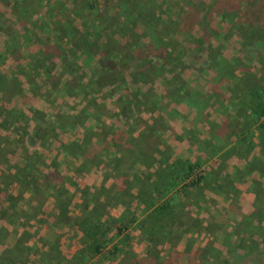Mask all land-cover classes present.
Here are the masks:
<instances>
[{"label":"rangeland","instance_id":"1","mask_svg":"<svg viewBox=\"0 0 264 264\" xmlns=\"http://www.w3.org/2000/svg\"><path fill=\"white\" fill-rule=\"evenodd\" d=\"M178 1L182 7L187 8L188 4L191 3L202 10L200 11L201 15L199 19L200 21L203 20L202 22L204 23L206 22L208 29L214 34L211 39L212 44L220 47L225 60L229 62L228 67H236L234 73L239 77L238 79H240V87L247 88L246 91L250 88L257 89L259 92L263 93L262 97L264 99V55L260 57L259 53L251 55L245 52L248 50L249 46L244 45L246 42L239 36L238 31L233 24H231V20L227 18L228 13H225L224 16H220L216 12H210L212 8L211 0ZM122 2L121 0H96L97 7L95 6L93 11L98 15L97 20L99 21L102 18L105 19L108 15L110 16V22L113 21L114 18H116L113 15L116 10L119 12L125 11L121 6ZM40 13V17L44 18L41 23H47L43 30H39L31 25H27V28H24L12 15L11 6L0 2V74H15L23 89V94L13 96L10 102H6L2 98V95H0L1 108L10 109V107H13L19 111L18 115L16 114L17 119H12L11 117L2 119V116H0V147H4L2 150L3 152H1L3 155L0 153V160L7 157L9 164L13 165L15 163H24L22 158L23 155H29L31 160H35L36 156H38L42 159V162L47 165H41L42 169L49 170L54 158H56L59 174L65 175L71 180L66 181L65 184L55 183L56 189L64 186L70 198H72L70 207L71 214L70 217H68V221H70L71 224L77 223L79 219H77L78 216H76L75 213L81 210L83 203L93 200L98 202L97 204L93 203L89 211L93 216L103 219V223L108 225L111 219L106 217V211L111 208V205L117 204L120 197L128 200V205L126 204L125 207V209L128 210L126 212L129 215L133 212L134 215V212L137 211L133 209L134 203L138 201L144 203L145 206L150 205L149 196L150 194L155 195V197L159 195L155 194L159 192V185H150L148 192L144 190L146 193H143V190L140 189V192L136 190L135 192L132 191L133 193L131 194L126 193L124 197V191H116L114 186L107 183V180H111L108 167L107 169H103L101 166H92L88 171L92 170L93 176L98 175L100 177L103 175L102 184L100 187L94 185L84 186V179L88 171L79 173V175L74 173L75 168L80 163V156L77 155L76 157L74 155L72 156V154L66 155L63 153L57 155V151L60 150L61 144H67L76 140L80 141L85 133L87 138H90L91 143L101 144V141L93 136L92 131L101 132L103 137L106 134L108 138L111 137V132H117L118 129L122 131L131 129L135 134L138 130L136 118L147 120V122L154 124L156 118L161 117L164 120L163 123L161 122L162 131H160L162 143L159 144L158 150L154 152V157L161 161V166L166 165L174 167L175 160L184 159L185 161L188 160L192 162L194 165L195 168H193L194 170L192 172H206L208 175L207 182H209V184H214L216 180L220 179L221 182L219 184L227 188L224 193L228 196L226 199L236 201L233 207L234 209H227V213L222 215V220L228 222L235 219V216L239 217L240 212H238V208L241 204L244 209L248 208L247 202L240 199V191L235 193L234 190H232V186L234 184L236 185L239 181L241 182L244 177L242 178L239 175H235L231 171L232 169L230 166L234 162L232 160H239V158H235V156L241 158L251 157L253 159L251 165L256 164L264 173V116L258 123L249 128L250 132L248 137L243 141L242 139L236 141L235 136L233 137L231 134L233 130H229L228 128L224 130L219 127L214 129L219 132V135L215 137H210L209 134L206 133L209 125H214L226 118L224 114L229 108L225 105L227 100H224V95L230 96L231 92L229 91L236 90L232 89V80L225 69V71H216L206 61V49L202 48L198 51L196 59L193 55H189L181 57L180 61L177 62L173 60H170V62H163L161 74L158 70H155V68L150 70L149 62L141 64L134 61V63H132L126 58L124 61L114 64L116 65L115 69L111 71L107 69L104 70L101 67L102 64L107 63L108 65H113V60L109 58L111 57V52H120L127 56L128 51L124 49L125 47L127 48V45L126 43L124 44V42L130 41L128 35L123 36L118 33L117 30L112 32L110 31L111 29L106 28L102 31L101 36L96 38V40L94 39L93 46L88 48L89 51H84L80 47L79 40L74 41L76 48H74V52L72 53L67 48L68 42L65 40L59 42V38H63L66 34L73 31L78 34L82 33L86 27L82 22L76 20L72 1L62 0L55 3V0H45L44 9L41 10ZM120 15V20L127 21L128 23L131 22L130 26L132 29L138 31V33L135 31L136 33H134V36L142 32L140 29L143 25L136 24V20L134 19L129 22V19L125 18L122 14ZM231 17L233 18L234 16ZM96 23H94L91 18L90 22L85 25L94 27L93 25ZM191 34L194 36L195 31ZM76 35L77 34H75L74 37ZM146 39L147 38L144 39L142 37L143 42L141 46L144 47V43L147 42ZM179 39L184 46L190 48L191 54L196 53V50L192 49L194 43L192 40L188 39L186 33H181ZM55 43H59L58 47L54 45ZM47 47H55L57 51H52L54 48L48 50ZM61 51H63V53H61L60 57L59 53ZM144 55V58H146L147 56L145 53ZM102 58L105 60L102 61ZM155 63H157V61H155ZM162 78L173 79L175 83H187V92H189L190 86H192L194 90L201 92V94L203 93L204 97L200 102L201 109L189 105L185 100H177V98L183 99L185 96L179 94L177 98H173L174 100L172 101L164 99L158 102L159 105L157 109L155 105L157 102L154 103L152 113L155 120H152L153 118H150L151 114L146 111H138L139 108L137 109V107L143 105V100L140 96L143 92L151 91V95L156 98L163 95L165 88ZM176 78L180 80L178 81ZM93 81H96V83L90 84ZM173 84L171 85L174 87ZM96 89L98 90L96 91ZM84 92H86L88 96L94 98L96 101L95 106H90L83 101V97L85 96ZM172 94H174V92H172ZM90 97L88 99H91ZM204 100L209 101L205 103ZM236 105L238 106V111H233L232 113L241 115V119H243L242 115L247 116L246 107L243 104L241 105L239 100L236 101ZM58 112H74L85 116L82 119V125L75 130L62 131L49 126ZM97 117L99 118V122L96 119ZM45 129L51 132L47 134L45 133ZM241 137L242 136L239 138ZM213 141H215V143ZM213 143V147L208 149V146H211ZM106 144V149H113L112 139H108ZM223 144H225L224 147L219 149ZM12 150L13 152H10ZM218 151H221L219 156L216 155ZM80 165L82 164L80 163ZM251 165L244 166V172L250 171ZM7 167L4 161H2L0 170L5 171V174H7L9 173ZM155 167H157V165H155ZM140 171L141 167L136 163L135 166L131 167L128 174L136 182L139 179L138 176L142 177ZM157 171H159V168L156 169V172ZM136 174L138 175L135 176ZM158 174L159 172L156 175ZM251 175L250 173V176H247L248 182L243 184L242 188L256 189L258 199H264V175L254 174L255 176H261L257 178V185L249 181V179L251 180L252 178ZM149 178L151 180L154 179L151 177ZM190 178L192 177L190 176ZM190 178L186 180V183L191 181ZM10 179L9 177L2 184L4 187L0 192V217L4 219L2 220L3 222H0V225L2 224L0 236L8 235L9 232L12 233V228L15 229L18 232L16 241H19L24 246L21 261H23L24 264H32L33 250L36 249L35 247L41 246L40 244L42 243L40 241L44 242L43 238L40 237L35 244L32 243V240H30L32 228L35 229V233H42L43 231L46 237L48 235L47 240L51 247L54 246V242H56L54 239L59 232V229H57L58 225H55L57 220L52 221L50 225L44 223H48V220H55V218L52 217V203L55 201V198H46V200L38 204V211H35L34 207H29L32 200L28 197V194L24 192L21 199H18L16 208L4 214L2 211H4V209L8 211L7 209L10 201L12 199L15 200L20 190L18 184H9ZM183 181L184 180H182V183ZM180 185V190H178V188L176 193L177 199L180 201V208L186 205L181 213L193 217L196 214L206 216L207 211H204L203 206V208H197L193 203H190L189 206L186 204V200L182 198V194L185 191L187 192L190 187L186 189L185 186L187 184ZM189 185L195 186L193 183ZM144 188L145 184L142 186V189ZM76 190L79 191L77 192ZM88 191L91 194L90 197L86 199L84 194ZM137 191L139 193H137ZM178 193H181V196H178ZM242 193L243 191H241V194ZM219 194H221L219 191L211 194L210 200L212 202H210L209 205L207 204L208 207L211 206L209 208L214 212H217L215 211L216 208H221L222 206V199ZM161 200L163 201L164 199L160 197L155 198V202ZM225 202L227 203L228 201L225 200ZM77 203L79 204L77 205ZM213 203L219 206L213 207ZM19 209H26L30 213V218L26 220L24 226L19 224V221H22ZM143 210L144 205L139 213ZM253 212H255V214ZM261 212V209H256V211H252V215H255V217L256 215L257 217H260V215L263 216L264 214H260ZM145 219L148 238L150 235L157 236L158 233L160 234L161 229L153 227L154 225L151 222V218L146 216ZM243 219H246V217L244 216ZM10 221L11 224L8 223ZM31 221L33 224H30ZM258 222L261 221L258 220ZM221 223L222 222L218 221L215 224L222 228L220 225ZM262 223H264V218L262 219ZM114 224H116V222L111 223L110 226ZM123 224H125V222H120L118 226H122ZM242 226L245 227L246 224L242 222ZM8 227L11 230H9ZM259 227L260 224L254 225V231L251 230V234L256 232L262 234ZM126 230L125 227L122 232L126 234ZM124 234L116 238L113 236V232L109 231L108 234L101 239V242L106 246L105 253L107 254L101 258H110L109 264H115L116 260L117 264H138V262L143 264V260L150 257L147 258L149 262L157 258L159 259L158 264H166L160 259L161 254L159 255L161 251H165L164 246L160 245L156 248L155 244L158 241L157 238H151L150 240L154 243L149 241L150 243L148 242L147 246L145 245L141 250H138V245L134 242L137 241V239L134 240L136 234L134 236L131 235L132 237L127 234V239H125ZM258 237L264 239V236L261 237L258 235L257 238ZM13 238L14 236L12 234H10V237L6 238L8 240L7 246H10V244L14 242L12 240ZM173 240L174 239L171 238V242ZM1 245H3V243L0 244V247H3ZM115 246L118 248L125 247L119 252L118 249H115ZM27 247L33 250L29 252V250L26 249ZM174 251L178 252L179 249L169 250L168 253H173ZM77 254H79L77 255V259L71 262V264H87L89 259L86 257V254H82L81 252ZM63 256L64 254L60 245L59 248L57 247L52 251L51 259L55 260V264H64L65 262L68 264L67 259L64 263L61 260L59 262V257L61 258ZM40 259L41 258L37 259L39 263ZM102 260L103 259L99 258L98 262ZM131 260L134 261L132 262Z\"/></svg>","mask_w":264,"mask_h":264},{"label":"trees","instance_id":"2","mask_svg":"<svg viewBox=\"0 0 264 264\" xmlns=\"http://www.w3.org/2000/svg\"><path fill=\"white\" fill-rule=\"evenodd\" d=\"M44 1L45 0H0V2L11 6L12 15L21 26L27 28V25H31L39 30H43L47 24H42L41 21L44 18L40 17V11L44 9ZM60 1L62 0H55V3ZM71 1L73 3V12H75L76 20L82 22V24L86 26L82 33L78 34L73 31L66 34L63 38H59V42H62L61 40L68 42L67 48L72 53L74 52V48H76L74 41L79 40L80 47L84 51H87L90 46H93L94 39L96 40V38L101 36L102 31L106 28L111 29L110 31L112 32L117 30L121 35H128L130 38V41L128 40L124 42V44L126 43L127 45V48H124L128 51L127 56L120 52H111V57L109 58L113 60V65H108L107 63L102 64L101 67L104 70L107 69L111 71L115 69L116 65L114 64L124 61L126 58L132 63H134V61L141 64L149 62L150 70L155 68V70H158L161 74V66L163 62H170V60L177 62L180 61L181 57L189 55H193L196 59L198 51L202 48L206 49V61L216 71H223L225 69L232 80V89H236L235 91H229L231 92L230 96L224 95V100H227L225 105L229 109H227L224 114L226 117L224 120L208 126L207 129L210 137L219 135V132L214 129H217L218 127L223 130L228 128L229 130H233L231 133L233 137L235 136V138L239 140L242 139L243 141L248 137L250 132L249 128L258 123L264 116L263 93L259 92L257 89L250 88L246 91L247 88L240 87V79H238L239 77L234 73L236 67L229 68V62L225 60L220 47L212 44L211 39L214 34L208 29L206 22H202L203 20L200 21V11L202 10L198 6L189 3L188 7L185 8L180 6L178 0H121L123 1L121 6L125 11H120V13L116 10L115 14H113L116 18L110 22V16L108 15L105 19L102 18L99 21L97 20L98 15L93 11L94 7H97L96 0ZM211 7L210 12H216L220 16H224L225 13H228L227 18L231 20V24H233L238 31L239 36H241L244 42H246L244 45L250 47V49L248 47V50L245 52L251 55L259 53L260 57L264 55V0H211ZM120 14L129 19V22L134 19L136 20V24L143 25L140 29L142 32L137 34V36H134V33H136L135 31L137 30L132 29L130 26L131 22L128 23L127 21L120 20ZM231 16H234V19ZM91 18L94 23L97 22L93 25L94 27L85 25L90 22ZM194 31L195 35L193 36L191 33ZM181 33H186L188 39L192 40L194 43L192 49H195L196 53L191 54L190 48L184 46L182 41H180L179 36ZM75 34L77 35L74 37ZM142 37L144 39L147 38L144 47L141 46L143 42ZM58 44L59 43H55L54 45L58 47ZM47 49L57 51L55 47H47ZM61 53H63V51L59 53L60 57ZM144 53L147 56L146 58H144ZM103 60L105 59L102 58V61ZM155 61H157V63H155ZM162 79L164 80L165 88L163 95L156 98L151 95V91L143 92L140 94L143 100V105L137 107V109L139 108L138 111H146L151 114L150 118L155 120L152 113L154 103L157 102V104L155 103L157 109L159 105L158 102L164 99L172 101L174 100L173 98H177V95L179 94L185 96L183 99L177 98V100H185L189 105L201 109L200 102L203 100V93L201 94V92L194 90L190 85V90L187 92V83H175V80L168 78ZM176 80L179 81L180 79L176 78ZM92 83H96V81H93L90 84ZM171 84H173L174 87ZM97 90L98 89H96V91ZM172 92H174V94H172ZM84 93L85 96L83 97V101L90 106H95L96 101L94 98L88 96L86 92ZM22 94V86L15 74H0V95H2V98L6 102H10L13 96ZM89 97L91 99H88ZM237 100H239L241 105L243 104L246 107L247 116L242 115L243 119H241V115H235V113H232L233 111H238V106L236 105ZM204 101L205 103H208L209 100ZM18 112L19 111L13 107H10V109L0 107V116H2V119L7 117L17 119ZM84 116L80 113L74 112H58L49 126L62 131L75 130L82 125V119ZM96 119L99 122V118L97 117ZM155 121L154 124H151L147 122V120L145 121L136 118L137 133L134 134L131 129H127V131L118 129L117 132L110 133V138H108L106 134L103 137L101 132L92 131L93 136L99 139L101 144L91 143L90 138H87L85 133L80 141L76 140L67 144H61L60 150L57 151V155L63 153L66 155L72 154V156L74 155L76 157L77 155L80 156L79 160L82 165L79 163L75 168L74 173H76V175L88 171L92 166H101L103 169H107L108 167V172L111 176L116 177L115 179L118 180V184L124 182L126 185V188L123 190L125 192L123 193L124 197L126 193L131 194L132 192V179L128 178V172L131 167L136 165V163L141 167L140 174L142 173L143 178L138 176L139 179L136 182L134 181V183H137V186H143L145 184L144 190L146 192H148L150 185L158 184L159 192H156L155 194L159 195L156 197H165L169 194H176L175 190L181 186L180 184H187L185 188H188L190 183L201 186L200 183L207 176L206 172H197L195 176H192L191 173H193V168H195L192 162L177 159L175 160L174 167L166 165L161 166V161L154 157V152L158 150L159 144L162 143L160 131H162L161 122L163 123L164 120L161 117H157ZM49 132L45 129V133L49 134ZM240 136L242 137L239 138ZM108 139H112L113 149L105 148ZM213 142L215 143V141ZM214 143L211 146H208V149L212 148ZM224 145L225 144L220 146L219 149L223 148ZM3 149V146L0 147V153L3 152ZM10 152H13V150ZM22 158L24 163H15L13 165L9 164L7 157L4 159L1 158L3 160H0V164L4 161V164L8 166L7 168L9 170V173H7L8 175L5 174V171L0 170V192L4 187L2 184L9 177L11 178L9 184H18L20 188L15 200L12 199L8 205V209L6 208L8 211L4 209L2 212L5 214L6 212L14 210L18 199H21L24 192L28 190L30 198L36 199L34 209L38 208V204L46 200V198L53 197L55 198L54 208L56 213H62L61 216L67 219V206L72 198H70L68 191L64 186L56 189L55 183L65 184L66 181L71 180L65 175L59 174L56 158H54L51 167L49 168V172L42 169V166L47 165H45L42 162V159L38 156H36L35 160H31V157L27 154L23 155ZM155 165L159 168V171L157 172L156 169L158 168L155 167ZM158 172L159 174L156 175ZM137 175L138 174L135 176ZM190 176L192 178H190ZM149 177L154 179L151 180ZM189 178L191 181L186 183V180H189ZM182 180H184L183 183ZM79 190L76 191L78 192ZM178 190H180V188ZM88 193L90 192H85L86 196ZM156 197L151 194L149 196L151 204L148 206L151 207L149 213L151 216H157V213H159L160 210H165L169 206V202H166L169 201V199H166L165 203L160 205L155 202ZM259 201L264 203V199H259ZM263 206L261 207L262 212L260 214H264ZM20 215L22 221H19V224L24 226L26 220L30 218V213L26 209H21ZM261 216L262 215H260V217ZM96 219L97 217L93 219V215L89 212V214L85 215L78 223V229L89 240L86 244L87 248H83V251H86V253H90L91 251L99 253L105 247L104 243L101 242V239L108 232L110 226L101 228L100 222ZM125 227H127L126 224L117 226V232H122ZM124 237L127 239V234H124ZM52 248L55 250V245L52 246ZM89 249L91 251H89ZM115 249L117 250L118 247L115 246ZM215 250L216 249L210 244L207 252H209L210 255L215 256L216 254L213 253ZM23 252L24 246L22 243L19 241L13 242L10 247H5L0 252V264H24V262L21 261ZM232 257L234 256L232 255ZM262 261H264V255L262 256Z\"/></svg>","mask_w":264,"mask_h":264},{"label":"crops","instance_id":"3","mask_svg":"<svg viewBox=\"0 0 264 264\" xmlns=\"http://www.w3.org/2000/svg\"><path fill=\"white\" fill-rule=\"evenodd\" d=\"M206 133H208V130ZM235 140L237 141L239 139L236 138ZM221 151H218L216 155L219 156ZM235 158H239V160H232L234 162L230 166V168L232 169L231 171L235 175H239L240 177L242 178L244 177V178L241 180V182L239 181L236 185L233 183L234 185L233 184H232L233 186L231 185L233 187L232 190H234L235 193L240 191V199L242 201L247 202V206L250 209L248 208L244 209L243 205L241 204L242 205L241 207L239 203L240 205L238 208V212H240L239 217L235 216V219L233 220H230L228 222L225 220H222L223 219L222 215H225V213H227V209L233 210L234 209L233 207L235 206L236 201H233L232 199L230 200L226 199L228 198V196L224 193H225V189L227 188H224V186H221L219 184L221 182L220 179L216 180L214 184L213 183L209 184V182H207V179H208L207 174H206L207 176L205 180L201 182L200 184L201 186H197V185L189 186L190 189H188L189 187L186 188L188 189L187 192L185 191L182 194L183 195L182 198L186 200L185 202L188 206L190 205V203H193L194 206L197 208L204 207V211H207V214H208V215L206 214V216L201 215V214H196L193 217V216H186L184 215V213L182 214L181 212L183 211L186 205L180 208V205H179L180 201H178L177 199V194H172V195L169 194L168 196L160 197L161 199H164L163 201L161 200L159 202H156L157 204L162 205L163 203H165L166 199H169V201H166V202H169V206L165 210H160L159 213H157V216L155 215L151 216L149 214L151 211V207L145 206L144 203H140L138 201L135 202L136 200L133 201L135 202L133 209L134 210L136 209L137 211L134 212V215H133V212H131V215H129L126 212L128 210L125 209L126 204L128 205L127 203L128 200L122 199V197H120L119 202L115 205H111V208L106 211V214H107L106 217L111 219L110 224L113 222H116V224H114L113 226H110V224L105 225L103 223L104 222L103 219L101 218H97L96 220L100 222L101 228L110 226V229H108V232L112 231L113 236L116 238H119L120 236H122V234L125 233V232H120V233L117 232L118 224H120V222H125L127 226L126 234L130 236L131 235L134 236L136 234V238L134 237V240L137 239V241H134V242H136V244L138 245V248H137L138 250H141L145 245L147 246L148 242L151 241L150 240L151 238H157L158 241L155 244L156 248L157 246H160V245L164 246L165 251H161L159 255L161 254L160 259H162L166 264H264V261H262V256L264 255V239H261L260 237L257 238L258 235H260L261 237L264 236V232H263L264 223H262V219L264 218V215L261 217H257V215L255 217V215H252V211H256V209L262 210L261 207L264 205V203L259 201L256 189L253 190V189H247V188L243 189L242 188L243 184H246L248 182L247 176H250V173L252 174L251 175L252 178L251 180L249 179V181H252V183L254 184L256 183V185L258 184L257 178L261 176H255L254 174L264 175V173L263 171H261V169L258 168L256 164L251 165V163L253 162V159L251 157L241 158L239 156L238 157L235 156ZM246 165L248 166L251 165V169L248 172H244L243 170V167ZM44 171L49 172V170H44ZM87 173H88L86 174L87 180L86 178L84 179V186L94 185V186L100 187V185L102 184V180L104 178L103 175H101L100 177L98 175L93 176L92 170L88 171ZM110 178L111 180H107V183L114 186V189L116 191H121V190L123 191L126 188V185L124 184V182L121 184H118V180L115 179L116 177L111 176ZM128 178L132 179V187H131L132 191L135 192L136 190H138L140 192V189H141L143 190L142 191L143 193H146L144 189H142V186H137L136 185L137 183H134V180L133 178L130 177V175H128ZM178 188H180V186ZM250 188H253V187H250ZM138 191L137 193H139ZM176 191L177 190H175V193H177ZM216 191H219L221 193L219 195H221V199H222L221 205L222 206L221 208H216L215 211L217 212H214L213 210L209 208L211 206L208 207L207 204L209 205V203L212 202L210 200L211 194H213ZM241 191H243L242 194H241ZM25 193L28 194L29 191L26 190ZM90 194L91 193H88L87 196L85 194L84 197L87 199L90 197ZM178 196H181V193H178ZM28 197L30 198L29 194H28ZM31 200H32L31 205H29V207L32 208L36 204V199L31 198ZM225 200H227L228 202L226 203ZM97 202L92 200L90 202L83 203V207L81 208V210L75 213L76 216H78L77 219H79V221L77 223L71 224L70 221H68V217H70V214H71L70 207L72 204V200L67 206V214H66L67 219L61 216L62 213L61 214L56 213L55 208H54V201H53L52 203L53 216L52 217H54L55 220H48V223L47 222H44V223L46 225H50L52 221L57 220L55 225H58L57 229H59V232L57 234V237H55L54 239L56 241L54 242V245L56 248L57 247L59 248L61 245V250L64 256L61 258L59 257V260H61L63 263L67 259L68 260L67 263L71 264V262L77 259V255H79L77 253L81 252L82 254H86V257L89 259L87 264H109L110 258H106V257L101 258L107 255L105 253L106 246L99 253H94L90 249H89V251H91L90 253L88 252L86 253V251H83V248L84 249L87 248L86 244L89 240L78 229V225H79L78 223L81 221V219L85 215L89 214L90 212L89 210L93 206V203L97 204ZM78 204L79 203H77V205ZM143 205H144V210L141 213H139ZM217 205L213 203V207L214 206L218 207L219 205L218 206ZM15 208L16 206L14 207V209ZM263 209H264V206H263ZM36 210L38 211V208H36L35 211ZM200 210H203V209H200ZM253 213L255 214V212ZM243 214H246V215H243ZM146 216H149V218H151L152 220L151 222L154 225L153 227L157 229H161L160 234L158 233L157 236L150 235L148 238V235L146 234V232L148 233V230H146V219H145ZM244 216L246 217V219H243ZM95 218L96 217L93 216V219ZM2 220L4 219L0 217V222H3ZM258 220L261 222H258ZM218 221L222 222L220 224L222 228L215 224ZM242 222L246 224L245 227L242 226ZM8 223L11 224V221ZM30 224H33V222L31 221ZM256 224H260L259 228L261 229L262 234L256 231H255L256 233L251 234L250 231L251 230L254 231V225ZM1 227H2V224L0 225V228ZM11 231L12 233L9 232L8 235L0 236L1 238L0 244L3 243V245H1L3 247H0V252L5 247H10L13 244L12 243L10 244V246H7L8 240L6 238L10 237V234L14 236L12 240L14 242L16 241L18 232L13 228ZM108 232L104 235V237L108 234ZM40 237L43 238L44 240V242L40 241L42 243L40 244L41 246L35 247L36 249L34 250L29 247L26 248L29 250V252L33 250L32 264H41V260H42V264H55L54 263L55 260L51 259L52 251L54 249L50 246V243L47 240L48 235L46 237L43 231L42 233L41 232L35 233V229L32 228L31 236H30L31 238L30 240H32V243L35 244V242L38 241ZM171 238L174 239L172 242H171ZM151 242L154 243L153 241ZM210 244L216 249L213 252L216 254L215 256L210 255L209 252H207L208 246H210ZM124 247L125 246L119 247L118 248L119 252H121L124 249ZM178 249H179L178 252L174 251L173 253H170V252L168 253L169 250L172 251V250H178ZM232 255L236 258L232 257ZM39 258H41L40 263L37 261V259ZM99 258L103 260L98 262ZM113 258H116V257H113ZM147 258H150V257H147ZM147 258H146L147 261L143 260V264H147V263L158 264L159 262V259L157 258L156 259L154 258V260H152L151 262H149ZM64 264H66V262ZM115 264H117V260ZM138 264L140 263L138 262Z\"/></svg>","mask_w":264,"mask_h":264},{"label":"built area","instance_id":"4","mask_svg":"<svg viewBox=\"0 0 264 264\" xmlns=\"http://www.w3.org/2000/svg\"><path fill=\"white\" fill-rule=\"evenodd\" d=\"M196 173H197V172H193L192 175L195 176Z\"/></svg>","mask_w":264,"mask_h":264}]
</instances>
